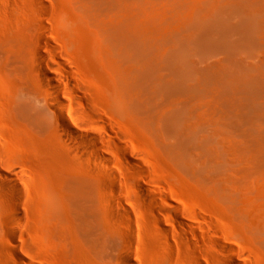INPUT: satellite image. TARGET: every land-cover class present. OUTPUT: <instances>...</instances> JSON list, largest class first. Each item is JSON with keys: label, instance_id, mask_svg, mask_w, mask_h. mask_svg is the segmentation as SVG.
<instances>
[{"label": "rangeland", "instance_id": "374dc122", "mask_svg": "<svg viewBox=\"0 0 264 264\" xmlns=\"http://www.w3.org/2000/svg\"><path fill=\"white\" fill-rule=\"evenodd\" d=\"M81 1L86 0H0V37H15L24 47L33 67L32 90L59 110L40 83L37 51L51 60L48 68L57 77L62 63L73 68L75 78L62 86L63 110L75 126L104 139L103 150L111 159L109 165L95 163L96 149L89 142L78 143L65 134L75 148H89L84 155L60 143L55 130L39 132L16 122L8 112V87L0 67V150L7 164L25 171L29 203L24 224L12 239L14 226L6 220L17 203L4 195L0 264H129L128 252L135 264H264V176L258 175L253 190L243 193L235 171L229 180L220 165H209L202 148L222 144L225 118L217 116L212 130L205 116L206 96L199 82L208 67L207 52L195 42L178 47L160 24L177 11L193 22L187 34L195 38L204 18L193 5L204 10L206 0L179 9L173 0H111V71L101 53L104 36L85 17ZM43 21L50 25L53 46L39 41ZM121 26L146 43L149 59L178 55L183 68L179 76L172 65L158 62L147 61L145 70L170 79L175 87L190 88V96L155 95L134 82L138 65L124 51ZM140 91L147 110L132 103ZM154 110L161 113L158 124L151 121ZM133 159L139 167L131 164ZM238 162L233 161L234 168ZM144 182L161 192L163 202L153 203L142 193L139 183ZM116 195L131 214L111 201ZM171 204L180 206L197 229L191 227L186 235L177 223L171 225ZM160 220L169 224L170 234L161 230ZM89 229L100 238L96 245L87 240ZM15 251L23 261L13 256Z\"/></svg>", "mask_w": 264, "mask_h": 264}, {"label": "bare ground", "instance_id": "6f19581e", "mask_svg": "<svg viewBox=\"0 0 264 264\" xmlns=\"http://www.w3.org/2000/svg\"><path fill=\"white\" fill-rule=\"evenodd\" d=\"M193 1L173 0V4L179 9V7L189 6ZM255 1L206 0L204 10L195 8L197 4H194V12L197 15L203 13L204 18L203 25L200 26V30L198 29L195 38H191V35L187 34V30L190 31L193 28V22L189 21L190 19H183L177 11L167 14L160 23L161 27L170 35L171 41L178 44V47L195 42L202 45V48L207 52L208 67L199 82L204 87L206 96L207 111H205V116H207V122L211 125L212 130L216 124V117L220 114L225 118V122L222 144L205 143L202 149L207 155L209 165L211 167L213 164L220 165L226 178L230 180L235 171L240 184L238 186L241 187L243 193L253 190L258 175L264 176V15L262 13L264 0H258L262 3L254 5ZM81 6H83L85 17L92 19L100 28V34L104 36L101 53L104 55L103 58L106 55L107 61L105 60L104 64L107 65L109 62L107 68L111 71V0H86L84 3L81 1ZM151 6L152 8L156 7V4L152 2ZM260 6L262 7L252 8ZM139 7L141 4H138ZM120 28L124 51H128L127 55L131 61L138 65L134 67V82H140L146 92L149 90L155 95H165L171 98L175 93L183 92L190 96V88L175 87L170 79H160L155 72L145 70L147 61H151L158 62L159 65H172L175 75L179 71L181 74L183 68L178 63L179 58L176 53L165 55L162 61L161 59L158 61L156 57L149 59L146 56L149 49L146 43L141 39H133L134 34L129 31L127 26ZM40 30L39 41L47 46H53V42L48 37L50 25L43 21L40 24ZM36 58L41 67L40 79L45 81L40 80V83L48 88L47 93L53 99L54 105L59 108L58 111H54L52 104L49 101H44L41 94L32 90L30 77L33 67L29 64L27 53L22 44L15 37H0V67L8 87L7 108L12 118L20 125L39 132L57 131V139L60 143H65L69 147L68 149L83 151L84 155L89 148L87 146L75 148L73 144L69 143L65 134H68L75 142H89L96 149L95 163L101 161L109 165L111 159L103 150L104 139L95 133L83 131L75 126L63 110L67 103L62 95V86L65 81L75 78L73 68L65 62L62 63L64 70L58 72L59 77H57L55 70L48 68L51 66V60L44 53L37 51ZM73 88H75V84ZM141 93V91L138 92L132 103L142 111L147 110L148 107L141 101ZM124 96L127 97L128 102V96L125 93ZM48 113L56 115L57 120L49 117ZM151 116H153L151 121L158 124L161 113L154 110ZM190 145L188 147L192 149L193 146ZM186 160L189 161V164H193L190 157ZM234 160L239 161V165L235 168L233 167ZM130 162L133 166H140L135 159ZM24 172V170L7 164L0 150V191L3 193L0 195V204L5 203L4 195L9 196L17 203V205H12L10 216L6 220L14 226L12 239H15L19 234L18 229L26 219L25 209L27 205L29 207V203L26 202L28 191ZM198 173L200 174V172ZM109 177L112 182L116 183L117 176L115 174H111ZM139 186L150 201L156 204L163 202L161 192H155L145 182L139 183ZM115 189L112 190L117 194ZM111 201H115L120 207H123L125 212L131 214V209L124 204L122 196L116 195V199ZM171 206H174L171 212L173 213L171 225L176 227L177 223L186 235H189L187 230H191V227L197 229L195 223L193 225L186 220L188 217L185 218L186 215L180 206L175 204H171ZM168 213L170 210L165 211L164 216ZM131 226L133 225L131 224ZM160 226L165 234H170L169 224L160 220ZM130 229L135 232L134 227ZM87 233V240L91 245L100 242L95 229H89ZM186 235L184 236L186 237ZM188 237L186 238L188 239ZM126 255L130 261L125 259L126 262L135 264L131 253L128 252ZM13 256L18 260L23 259V255L18 251L13 252Z\"/></svg>", "mask_w": 264, "mask_h": 264}]
</instances>
